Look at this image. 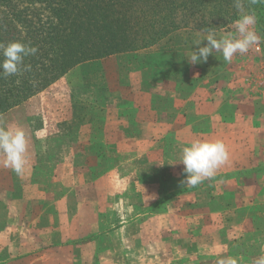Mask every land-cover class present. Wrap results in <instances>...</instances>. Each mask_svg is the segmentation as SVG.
Here are the masks:
<instances>
[{
	"label": "crops",
	"instance_id": "1",
	"mask_svg": "<svg viewBox=\"0 0 264 264\" xmlns=\"http://www.w3.org/2000/svg\"><path fill=\"white\" fill-rule=\"evenodd\" d=\"M159 84L169 87L166 93L156 92ZM53 85L52 92L38 95L42 105L14 107L0 120L5 127L22 128L28 141L22 176L0 163V264H216L223 256L253 264L262 254L264 108L224 110L219 104H230L234 92L218 82L206 93V101L216 105L204 116L208 130L198 127L195 137L167 139L191 129L189 119L197 111L186 110L189 96L164 78L154 81V92H122L112 106L94 114L97 123L85 120L72 135L66 125L73 108L61 106L66 95L71 97V85L65 78ZM197 139L222 141L228 161L195 187L181 183L182 163L177 173L170 169L179 183L168 192L164 210L142 220L141 202L125 197L131 183L139 191L135 180L147 173L140 172L141 164H174L169 150L181 152ZM131 164L133 170H122ZM112 194L116 204L110 203ZM128 210L138 213L127 219ZM115 211L118 221L109 228Z\"/></svg>",
	"mask_w": 264,
	"mask_h": 264
},
{
	"label": "rangeland",
	"instance_id": "2",
	"mask_svg": "<svg viewBox=\"0 0 264 264\" xmlns=\"http://www.w3.org/2000/svg\"><path fill=\"white\" fill-rule=\"evenodd\" d=\"M246 7L244 12L251 10L256 14L257 22L254 25V30L261 37V40L243 56L238 53L235 54L231 63L224 62L222 54L214 51L208 57L206 63L190 64L186 56L191 49H197V46L193 44L195 41L203 39L205 32L176 30L159 40L156 46L141 50L135 55L133 53L110 55L104 58L85 61L71 68L57 79L65 78L69 81V85H71V97L66 95L67 104L61 105H68L73 108L72 121L66 125L70 127V134L74 135V129L83 121H96L94 114H97L99 110L102 111L104 108L112 106V102H117L122 92H126L128 89L137 91V89L142 88L148 92L152 89L154 92V81L164 80V78H170L171 81L178 82V93L181 96L185 95L190 98L189 105H186L185 109H191L192 107L197 111L195 117H190L189 119L191 129L175 131L168 135L167 139L176 140L185 139L189 136L195 137L198 133H201L198 131V127H202V131L208 130L204 128H208L211 125L209 124V119L204 116L206 112L211 111L216 105L213 102L206 101V93L218 82L221 83L220 86L223 88L231 86L234 92V97L230 104H219L223 106L224 110H229L231 107L241 110H252L255 108L259 110L264 108V0H256V3L250 2ZM216 34L217 39L236 35L234 22L217 29ZM26 40H28L27 37ZM206 44L207 41L204 40L200 46H205ZM159 59H163L161 62L167 63L166 66L170 67L168 74L158 71L156 61H159ZM105 67L109 69L105 70ZM11 79L12 76L10 77ZM56 81L14 107L21 105H42L39 102L38 95L44 90L50 92L55 88L53 84ZM51 85L52 87H50ZM166 86L159 84L156 92L159 94L166 93L169 89ZM251 94L253 95L251 96ZM58 102L63 103L61 99ZM166 106L165 102L160 104L161 109H165ZM8 111L0 114V120L7 118L8 115L6 114ZM68 130H65V133H68ZM45 153L47 154V150ZM168 156L174 161V164L167 165L165 163L160 166L157 163H148V161L142 163L140 172L144 174L147 171V173L140 180H135L137 181V185L140 186L138 188L139 191H135V188H133L134 183H131L130 190L125 195L126 199H130V201L141 202L139 213L142 214V220L147 219L150 214L159 213L164 210L166 201L171 197V193L168 192L172 189V186L177 185L180 181V179L171 177V170L177 173L184 166H179L180 152L175 148V150H169ZM111 165H114V163L112 162ZM127 169L133 170L132 164L122 165L123 171H128ZM153 171L157 174L158 178H153V174L152 178L150 177ZM257 173H260V169L251 172L248 180H251ZM204 181H207V179ZM155 184H158L157 196L151 193ZM109 200L110 203L116 204L117 196L112 194ZM133 213L137 214L138 212L128 210L123 217L129 219ZM117 221L118 214L115 211V216L109 219L107 226L109 225V228L116 226ZM125 233H128L127 229L123 232V234ZM114 238L117 239L115 233Z\"/></svg>",
	"mask_w": 264,
	"mask_h": 264
},
{
	"label": "trees",
	"instance_id": "3",
	"mask_svg": "<svg viewBox=\"0 0 264 264\" xmlns=\"http://www.w3.org/2000/svg\"><path fill=\"white\" fill-rule=\"evenodd\" d=\"M250 2L244 0V9ZM0 3V42L20 41L38 49L35 55L25 58V64L32 66L31 72L14 75L11 80V76L0 77V114L43 90L79 63L110 55H135L156 46L176 30L216 31L238 18L234 0ZM162 60L156 61L158 71L168 74L170 67Z\"/></svg>",
	"mask_w": 264,
	"mask_h": 264
},
{
	"label": "clouds",
	"instance_id": "4",
	"mask_svg": "<svg viewBox=\"0 0 264 264\" xmlns=\"http://www.w3.org/2000/svg\"><path fill=\"white\" fill-rule=\"evenodd\" d=\"M256 3V0H251ZM234 6L239 15L234 21L236 35H229L217 39L215 29H205L203 39L197 40L186 58L192 65L206 63L213 52L222 54L226 63H231L235 54L243 56L250 48L257 45L261 37L254 30L257 17L254 11L244 12V0H234ZM206 40L205 46H200ZM37 47L20 41H11L7 44L0 42V77L23 75L31 72L32 66L25 64V58L37 53ZM28 141L24 130L20 127L8 128L0 124V163L5 168H10L17 176H22L27 164ZM229 159V153L225 144L220 140H194L188 146L181 149L179 162L184 165V185L197 186L205 179L215 176L217 170ZM261 255L253 260V264H264V249ZM216 264H238V260L232 256H223L217 259Z\"/></svg>",
	"mask_w": 264,
	"mask_h": 264
}]
</instances>
